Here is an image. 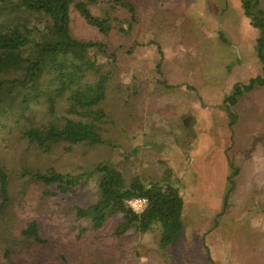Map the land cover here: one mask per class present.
Segmentation results:
<instances>
[{
	"label": "rangeland",
	"instance_id": "1",
	"mask_svg": "<svg viewBox=\"0 0 264 264\" xmlns=\"http://www.w3.org/2000/svg\"><path fill=\"white\" fill-rule=\"evenodd\" d=\"M128 1L137 10L128 34L103 36L111 47H120L119 86L101 103L106 118L100 131L110 143L43 153L22 140H0V164L10 176L9 234L35 219L48 240L22 249L18 256L28 255L21 264H55L64 246L68 253L81 242L101 246L111 238L105 227L87 237L92 242L80 241L71 224L57 215L56 204L92 203L99 179L94 168L105 161L127 178L173 183L183 199L175 242L161 247L157 232L129 230L127 246L109 255L112 264H211L207 251L213 264H264V86L245 93L230 108L235 114L231 124L223 105L236 82L246 83L262 72L255 52L257 29L250 26L240 0ZM259 4L264 9V0ZM71 31L81 38L95 34L77 15ZM55 113L40 107L34 122L61 117L63 106ZM230 163L239 172L223 209ZM49 168L91 173L83 188L51 202L41 198L27 173L22 175ZM0 242L1 259L9 242Z\"/></svg>",
	"mask_w": 264,
	"mask_h": 264
},
{
	"label": "trees",
	"instance_id": "2",
	"mask_svg": "<svg viewBox=\"0 0 264 264\" xmlns=\"http://www.w3.org/2000/svg\"><path fill=\"white\" fill-rule=\"evenodd\" d=\"M240 4L250 26L258 31L255 52L262 72L246 83L236 82L224 98L230 124L235 120L230 108L245 93L264 86V9L259 0H240ZM136 13L128 0H0V140H22L43 153L78 144L110 143L102 139L100 131V124L106 118L101 103L109 90L119 86L120 47H111L103 36L128 34L137 21ZM75 15L95 31L93 36L81 38L72 33ZM158 52L162 56L161 50ZM156 70L159 73V63ZM61 105L64 109L61 117L34 122L33 114L40 107L55 116L56 108ZM230 167L223 209L235 187L233 178L239 172L231 163ZM94 171L99 173L94 201L82 206L61 200L56 202L60 207L57 215L71 224L75 237L84 243L88 236L105 227L111 238L101 246L81 245V242L68 253L64 246L55 264H112L108 257L127 246L124 238L129 230L157 232L161 247L179 238L183 199L173 183L144 182L137 175L127 178L107 161L99 162ZM26 173L37 184L41 198L55 202L57 196L83 188L91 170L62 173L49 168L25 170L22 175ZM9 181V173L0 164V226L5 228L0 239L9 242L2 247L0 264H21L26 263L25 255H28L18 256L22 249L29 243L40 247L48 240L41 235L35 219L14 235L9 234L6 224L11 201ZM139 197L147 203L141 213H135L126 200ZM205 254L213 264L209 252Z\"/></svg>",
	"mask_w": 264,
	"mask_h": 264
},
{
	"label": "built area",
	"instance_id": "3",
	"mask_svg": "<svg viewBox=\"0 0 264 264\" xmlns=\"http://www.w3.org/2000/svg\"><path fill=\"white\" fill-rule=\"evenodd\" d=\"M127 205L135 212V213H141L147 203V200L145 198H131L126 200Z\"/></svg>",
	"mask_w": 264,
	"mask_h": 264
},
{
	"label": "crops",
	"instance_id": "4",
	"mask_svg": "<svg viewBox=\"0 0 264 264\" xmlns=\"http://www.w3.org/2000/svg\"><path fill=\"white\" fill-rule=\"evenodd\" d=\"M158 63L161 65V60Z\"/></svg>",
	"mask_w": 264,
	"mask_h": 264
}]
</instances>
